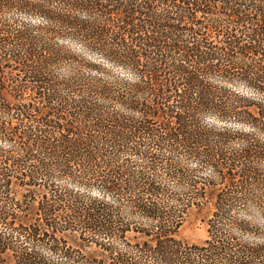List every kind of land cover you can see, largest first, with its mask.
<instances>
[{
  "label": "trees",
  "instance_id": "1",
  "mask_svg": "<svg viewBox=\"0 0 264 264\" xmlns=\"http://www.w3.org/2000/svg\"><path fill=\"white\" fill-rule=\"evenodd\" d=\"M0 264H264V0H0Z\"/></svg>",
  "mask_w": 264,
  "mask_h": 264
},
{
  "label": "rangeland",
  "instance_id": "2",
  "mask_svg": "<svg viewBox=\"0 0 264 264\" xmlns=\"http://www.w3.org/2000/svg\"><path fill=\"white\" fill-rule=\"evenodd\" d=\"M210 207L195 211L179 230V237L188 243H201L207 238L205 220L209 216Z\"/></svg>",
  "mask_w": 264,
  "mask_h": 264
}]
</instances>
